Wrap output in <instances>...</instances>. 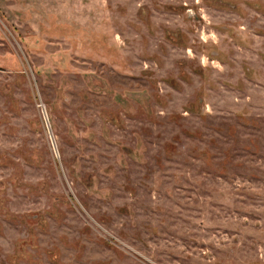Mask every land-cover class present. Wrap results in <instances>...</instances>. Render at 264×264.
Instances as JSON below:
<instances>
[{"label": "rangeland", "instance_id": "374dc122", "mask_svg": "<svg viewBox=\"0 0 264 264\" xmlns=\"http://www.w3.org/2000/svg\"><path fill=\"white\" fill-rule=\"evenodd\" d=\"M0 264H264V0H0Z\"/></svg>", "mask_w": 264, "mask_h": 264}]
</instances>
